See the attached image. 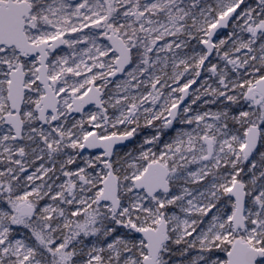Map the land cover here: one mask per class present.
I'll list each match as a JSON object with an SVG mask.
<instances>
[{
    "label": "snow or ice",
    "instance_id": "6c2138e0",
    "mask_svg": "<svg viewBox=\"0 0 264 264\" xmlns=\"http://www.w3.org/2000/svg\"><path fill=\"white\" fill-rule=\"evenodd\" d=\"M0 264H264V0H0Z\"/></svg>",
    "mask_w": 264,
    "mask_h": 264
}]
</instances>
